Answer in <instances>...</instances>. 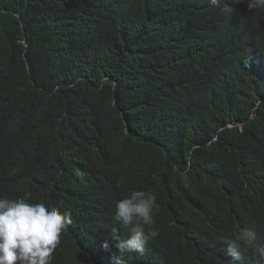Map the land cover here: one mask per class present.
Instances as JSON below:
<instances>
[{
  "label": "trees",
  "instance_id": "obj_1",
  "mask_svg": "<svg viewBox=\"0 0 264 264\" xmlns=\"http://www.w3.org/2000/svg\"><path fill=\"white\" fill-rule=\"evenodd\" d=\"M223 2L0 0V190L10 173L8 199L46 189L71 213L52 264H112L132 190L155 195L159 235L125 264H257L226 240L264 238V56L238 50ZM198 11L210 30L175 31ZM249 17L264 51V10Z\"/></svg>",
  "mask_w": 264,
  "mask_h": 264
},
{
  "label": "clouds",
  "instance_id": "obj_2",
  "mask_svg": "<svg viewBox=\"0 0 264 264\" xmlns=\"http://www.w3.org/2000/svg\"><path fill=\"white\" fill-rule=\"evenodd\" d=\"M209 2L218 5L219 0ZM231 3L223 2V5L226 10L240 12V25L235 37L238 50L247 52L248 59L262 62L264 51L256 41L249 11L264 10V0H231ZM190 16L173 17L171 21L175 24V31H188L192 27L198 31L210 30L208 12L198 11L194 24ZM259 70L258 64L255 72ZM73 79L78 81L83 77ZM8 174L10 178L0 190V264H52L53 253L61 243V235L67 232L72 223L71 213L42 203L50 193L46 189L39 190L32 202H29L32 199L30 192H25L18 199H8V194H14L17 198L21 191L17 178ZM157 210L155 195L142 190H132L116 203L114 220L124 226L131 225L132 231L130 236L122 238L116 227L110 229L109 237L102 247L105 250L110 247L118 250L120 255L111 257L112 264H125L124 257L127 254H144L146 245L159 235L158 229L153 227L154 212ZM257 240L256 232L241 228L234 234V238L226 240V255L233 262H239L251 250L257 264H264V238L259 243Z\"/></svg>",
  "mask_w": 264,
  "mask_h": 264
}]
</instances>
